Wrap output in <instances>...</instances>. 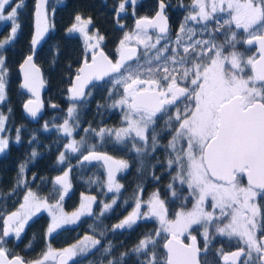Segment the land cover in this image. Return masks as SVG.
I'll list each match as a JSON object with an SVG mask.
<instances>
[{"label": "snow or ice", "instance_id": "snow-or-ice-1", "mask_svg": "<svg viewBox=\"0 0 264 264\" xmlns=\"http://www.w3.org/2000/svg\"><path fill=\"white\" fill-rule=\"evenodd\" d=\"M129 3L135 15L137 0H120L115 8L117 23ZM24 6L25 0H0V21L11 23L10 33L0 39V49L16 38L21 29L18 10ZM47 6L48 0H35L30 51L19 65L23 75L20 87L34 97L38 96L37 88L45 83L34 55L37 45L54 27ZM181 6L188 7L189 12L175 39L171 38L166 14L170 4L158 0L154 16L137 18L135 29L124 33L115 60L103 50L105 37L99 30L90 33L91 17L77 13L66 32L83 38L82 62L67 89L72 103L56 130L72 137L79 127L78 123H71L77 118L76 102L91 95L86 92L87 86L107 80L112 87L106 106L123 113L122 126L98 130L89 126L84 132L92 133L100 142L111 141L135 153L138 172H143L147 164L157 181L154 170L158 165L171 174L167 187L172 203L179 201L177 210L170 214L168 201L161 199L158 190L146 201L134 193V207L112 230L132 229L141 220H155L158 227L107 264H125L130 253L136 256L137 264H213L207 256L216 237L236 240L238 244L236 251L216 250L223 264H264V0H192L191 5ZM220 36L222 40L218 39ZM133 40L136 47L131 46ZM240 45L245 46V51L239 50ZM252 48L255 51L247 55ZM8 75L6 57L0 54V102L6 99ZM41 107L31 99L24 104L33 118ZM6 120L0 113V133L6 130ZM43 127L47 131L48 123ZM20 131L16 129L17 143L21 141ZM35 139L33 135L29 143ZM9 143L0 135V153L8 149ZM64 149L59 153L58 164H63L69 153L79 155L77 163L81 167L102 162L108 192L121 191L123 185L117 181V174L130 167L128 160L99 151L96 143H88L87 136L79 141L71 139ZM160 150L163 160L156 157ZM37 155L33 149L29 160ZM154 157L155 162H151ZM27 166L28 160L18 165L15 185L8 196L16 188L27 187ZM72 167L69 165L53 180V193L59 191L55 203L29 189L16 211L0 213V264H69L74 257L84 256L101 244L94 235H85L61 250H54L49 244L40 258L31 261L10 255L4 246L7 237L20 239L25 225L42 211L51 218L45 237L75 224L82 216L94 215L95 196L81 194L79 207L71 213L62 206L72 188ZM90 182L98 181L90 178ZM186 202L191 203L190 208ZM100 203L102 216L113 209L117 198L113 197L111 203ZM104 234L101 231L100 235ZM198 237L203 239V246ZM111 251L109 242L104 253Z\"/></svg>", "mask_w": 264, "mask_h": 264}, {"label": "trees", "instance_id": "trees-1", "mask_svg": "<svg viewBox=\"0 0 264 264\" xmlns=\"http://www.w3.org/2000/svg\"><path fill=\"white\" fill-rule=\"evenodd\" d=\"M189 1L166 0V3L170 4L175 11L173 13L179 18L182 16L183 9L189 10L188 7H182L179 3H189ZM119 2L120 0H48L47 11L50 23L54 27H51L45 34L40 44L37 45L35 53V60L41 66L46 83L43 95L44 112L37 120L31 119L24 111V104L29 95L20 87L21 78L18 70L21 61L30 51V40L34 29L35 0H25V6L18 10L21 29L13 41L5 45L4 49H0V54L6 57V64L9 68L6 99L0 102V113L7 117L6 130L1 135L10 141L8 149L0 153V213L7 215L16 211L29 189L41 198L47 197L49 203H55L59 191L53 193V180L56 176L62 175L69 165L73 166L70 172L72 188L62 201L64 210L74 211L81 202V194L95 196L97 201L93 207L94 215L82 216L75 224L67 225L48 237H45V231L50 223V216L47 211L38 213L25 225L20 239L14 236L5 238L4 246L9 250L10 255H19L29 261L36 260L47 250L49 244L52 249H61L76 243L85 235H94L95 238L101 240V244L84 256L74 257L69 264H107L108 260L118 258L121 253L128 252L145 233L158 227L155 220H141L132 229L112 230V226L119 223L134 207V193L142 196L146 201L153 192L158 190L160 197L168 201L170 214H174L179 207V201L172 203L167 187L171 181V174L165 171L162 165H158L154 170L155 176L159 177L157 181L151 174L153 170L147 164L143 172L137 171L140 165L135 153L111 141L100 142L92 133L84 132V129L89 126L97 130L101 127L119 128L122 126L123 113L119 109L106 106L110 103L106 98L109 88L112 87L107 80L89 86L86 92H90L91 95L83 101L76 102L77 118L71 123H78L79 127L75 128L72 137H67L56 130L66 118L67 109L72 103L67 98V89L82 61L83 38L78 33L68 34L66 32V29L74 22L75 15L80 13L85 18L91 17L93 23L90 25V33L99 30L100 34L105 37L102 44L104 51L115 60L116 49L124 33L133 31L137 18L151 17L158 6V0H137L135 15H133V6L129 3L127 11L119 17V23H117L115 8ZM185 14L188 13L184 11V16ZM120 25H124V28ZM10 30V22L0 21V39L5 38ZM218 39L222 40L223 37L220 36ZM239 49L245 51V46L240 45ZM249 52H253V49ZM52 104L58 107L52 108ZM98 104L105 106L98 108ZM45 122L49 126L47 131L43 127ZM17 128L21 130L19 143L15 140ZM33 135L36 139L30 144L29 140ZM84 136L88 137V143H96L99 151L128 160L130 167L117 176V181L123 185L119 193L108 192L106 171L101 163L94 162L81 167L77 163L79 155L74 153H69L63 164L57 163L59 153L65 151L64 145L70 139L80 140ZM33 149L38 155L35 159L29 160ZM156 157H158L157 153ZM156 157L152 158L151 162H155ZM158 158L163 160L164 153ZM25 160H28L24 174L27 187L16 188L14 194L8 196L7 193L15 185L18 165ZM90 178L98 182H90ZM56 188L59 186L57 185ZM113 197L117 198V203L113 205L112 210L101 216L102 204L100 202L111 203ZM188 203L186 202L187 207ZM2 231L3 220L0 219V233ZM101 231L105 233L103 236L100 235ZM29 242H31V247H29ZM109 242H111L112 251L110 254H105L104 249L109 246ZM210 254H213L211 250L208 256ZM209 261L214 264L218 263L217 258L213 259V256ZM125 264H137L136 256L130 253L125 257Z\"/></svg>", "mask_w": 264, "mask_h": 264}, {"label": "flooded vegetation", "instance_id": "flooded-vegetation-1", "mask_svg": "<svg viewBox=\"0 0 264 264\" xmlns=\"http://www.w3.org/2000/svg\"><path fill=\"white\" fill-rule=\"evenodd\" d=\"M179 4L180 5H184V6H189V5L192 4V0H190L189 3L180 2ZM183 10L185 11V13H188L189 12V10L188 11L185 10V9H183ZM184 11H182V16H180L179 18H177L175 16V13H173L175 11L171 7H169V8L166 9V14L168 16V22H169L170 29H171L170 35H171V38L172 39H175L176 31L179 28V25H180L181 21L185 17L184 16ZM193 26L196 27V25H193ZM154 38H155V36L153 37V39ZM163 142L164 143L167 142V137L164 138ZM157 154H158V157H159V156H161L163 154V151L160 150V151L157 152ZM115 158H117V157H115ZM118 159H120V158H118ZM193 234H197V233L194 232ZM198 239H200L201 246H203V239L201 237H198ZM237 247H238V244H237V241L236 240L229 241L227 238H224V237H216L213 240V243L211 245V251L213 252V254H210V255L213 256V259L217 258V261H218L217 264H223V261L221 260V258L218 255H216V250L217 249H220V248H223V251L227 253V252L236 251L237 250ZM210 255L207 257L208 260L210 258L212 259V256H210Z\"/></svg>", "mask_w": 264, "mask_h": 264}, {"label": "water", "instance_id": "water-1", "mask_svg": "<svg viewBox=\"0 0 264 264\" xmlns=\"http://www.w3.org/2000/svg\"><path fill=\"white\" fill-rule=\"evenodd\" d=\"M124 13H122L120 16H122ZM155 14V13H154ZM154 14L152 15V16H154ZM116 15V14H115ZM151 16V17H152ZM255 49V48H254ZM104 50V49H103ZM106 53V52H105ZM107 54V53H106ZM28 55V54H27ZM26 55V56H27ZM25 56V57H26ZM24 57V58H25ZM110 57V56H109ZM111 58V57H110ZM24 60V59H23ZM23 60L21 61V63L23 62ZM34 60H35V55H34ZM82 62V61H81ZM81 62H80V64H81ZM20 63V64H21ZM35 63L37 64V66L41 69V66L36 62V60H35ZM80 64H79V66L78 67H80ZM18 70H19V67H18ZM19 74H20V78H21V83H22V81H23V75H22V73L20 72V70H19ZM76 74V73H75ZM40 76L43 78V80H44V82H45V79H44V75H43V71H42V69H41V72H40ZM75 76V75H74ZM73 76V77H74ZM97 82H99V81H97ZM71 83H72V81H71ZM94 83H96V82H94ZM90 86V85H89ZM89 86H87L86 87V89L89 87ZM45 88H46V83H44V85H43V87H38L37 88V93H38V96L37 97H34V96H32V94L30 93V92H28L26 89H23L24 90V92H26L28 95H30V97L27 99V101L28 100H33L34 101V103H39L40 105H42V107L40 108V110H39V112L37 113V116L35 117V118H33V117H31L26 111H25V109H24V111H25V113H26V115L27 116H29L31 119H34V120H37V119H39L41 116H42V114H43V112H44V97H43V95H44V91H45ZM26 101V102H27ZM25 102V103H26ZM13 256H15V255H13Z\"/></svg>", "mask_w": 264, "mask_h": 264}, {"label": "rangeland", "instance_id": "rangeland-1", "mask_svg": "<svg viewBox=\"0 0 264 264\" xmlns=\"http://www.w3.org/2000/svg\"><path fill=\"white\" fill-rule=\"evenodd\" d=\"M134 29H135V27H134ZM134 29H133V30H134ZM131 32H132V31H131ZM131 46H132V47H136L135 40L131 41ZM239 50H240V49H239ZM240 51H242V49H241ZM242 52H243V51H242ZM253 52H254V51H253ZM251 54H252V52H248V53H247V55H251ZM0 135H1V133H0ZM70 140H71V139H70ZM70 140H69V142H70ZM77 141H79V140H77ZM69 142H68V143H69ZM114 158H115V157H114ZM116 159H118V158H116ZM100 163L102 164V162H100ZM105 171H106V170H105ZM118 174H119V173H118ZM118 174H117V176H118ZM84 195H85V194H84ZM85 196H90V195H85ZM79 205H80V203H79ZM78 207H79V206H78ZM78 207H77V208H78ZM92 207H94V204H93ZM188 207H189V208L191 207V203H190V202L188 203ZM77 208H76V209H77ZM76 209H75V210H76ZM75 210H74V211H75ZM72 212H73V211H72ZM68 213H71V212H68ZM50 220H51V218H50ZM71 225H72V224H71ZM64 248H66V247H64ZM61 249H63V248H61ZM61 249H54V250H61ZM48 264H54V262L49 261Z\"/></svg>", "mask_w": 264, "mask_h": 264}]
</instances>
